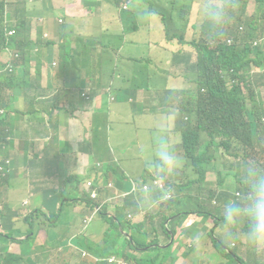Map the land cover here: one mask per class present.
<instances>
[{"label":"trees","instance_id":"obj_1","mask_svg":"<svg viewBox=\"0 0 264 264\" xmlns=\"http://www.w3.org/2000/svg\"><path fill=\"white\" fill-rule=\"evenodd\" d=\"M107 1L112 9L113 6H120L121 16L117 14L121 22L123 20L131 22L129 30L113 44V47L121 54L124 53V49L128 44L136 47L142 43L141 38L144 32L141 30L142 24H140L137 14L151 17L160 16V18H154L161 27L158 26L157 29H154L155 34L151 36V43L165 41L170 49H173L170 42L177 41L180 44L179 49H175L173 53L172 65L179 69V77L188 82L185 86L190 87L180 89L174 98L177 101V106L172 132L177 133L180 140L175 143L170 137L169 130L165 129L164 139L162 137L158 141L162 140L180 156L183 164L181 172L184 184L181 185L178 181L175 185L167 178V185L172 195L166 206L173 210V215L177 214L179 218H185L187 214L195 212L199 213L205 220L209 217L211 210H214L217 214L222 213L221 204L233 198L235 193L242 190V186L236 184H240V177L245 167L253 164L264 166L261 163L264 158V123H261V117L264 115V97L259 90L261 87L264 88V0H254V10L249 16L245 15L244 7L237 11L239 6H244L246 0H217L218 3L227 5L228 19L226 24L216 28L212 27L205 19L200 26L204 35L193 37L191 40L186 39L185 35L188 25L187 9H183L181 13L179 10V17L170 24L167 18L166 1L158 0L163 6L161 10H156L151 3L147 6L148 0ZM123 3H126V8H122ZM5 5L6 0H0V47L5 40ZM200 16L198 8L197 17ZM244 16L247 19H244ZM41 36L47 44L65 43L71 40L70 35L51 36L43 31ZM93 36L100 39L103 44L109 37L96 32L93 33ZM228 39H231L229 44L226 42ZM77 40H81V37H77ZM186 48H195L196 56L189 49L185 52ZM26 54L25 52L22 54V59H25ZM122 58L123 56L120 60L116 54L118 64L122 61ZM129 59L138 61L136 57H130ZM86 62L83 61L84 64ZM251 66H256L258 71L252 72ZM27 70L28 67L20 62L16 65L13 73L0 74V107L7 108V112L0 116V134L4 136L0 137V179L8 178L11 175L12 164L15 161V158L10 156L12 140L5 137L11 134V125L21 118L18 114H26L14 105L22 94L24 97L29 98L28 93L36 89L39 80L38 68L35 69L33 76H30ZM117 77L118 74L114 72L113 78L116 80ZM126 77H128V74H123L124 81ZM108 87L111 88L110 85ZM140 87L138 81H134L128 89L131 96V110L134 111L136 116L152 115L157 117L159 115L162 118L160 112L158 114H140L143 110L141 103H134L136 89ZM98 92L96 89H88L83 94L81 90H64L63 87H59L56 96H54V108L60 113L61 106L59 103L61 99L68 98L72 102H77L81 110L88 109L93 102L98 100ZM7 93L8 102H5L4 96ZM103 103L105 104V101ZM173 115V113L167 114L168 118H172ZM33 119L40 121L37 112ZM94 123L96 124L95 116ZM52 126L56 128L58 122L52 124ZM204 134L207 136L206 143L202 141ZM119 138L114 135L106 138L111 151L108 157L104 152V142L99 143L95 131L94 136L87 142V145L91 152L93 147H97V157L102 155L108 157L109 161L103 164V161L98 157L95 167L100 164L101 167L96 168L93 176L86 179L85 177L80 178L76 173L65 177L67 170L77 172V162L69 154L66 171H62L60 157L65 152L63 144L59 141H57L60 145L58 153L51 157L44 154L42 159L46 171L44 176L54 177L56 181L60 178V184L56 185L52 192L60 198L61 205L58 207L56 200L49 191L50 187L40 184L37 180L32 186L33 190L29 192L28 189L24 198L23 204L27 205L29 214L21 216L19 210L14 208L9 218H5L4 214L0 213L2 225L7 229L5 232L0 231V236L8 238L10 240L8 243L13 240L21 247L18 254H6V259L10 261L9 264H23V261L31 262L30 256L35 257L38 255L47 258L51 254L52 260L53 252L66 253L65 248L61 247L59 237L69 227L67 223L65 225L63 220L60 219L65 205L64 198L68 199L67 196H70L74 198V201L79 200L75 199L76 195L72 192H76L77 186L82 181L93 179L95 183L99 184L101 180L107 182L111 178L107 176L106 172L112 167L109 162L116 164L115 150H112V146L118 142ZM156 146L157 144L154 145V150ZM120 154L122 155L121 150ZM221 168H225L227 171L234 170V188L230 189L224 185L223 182L226 176ZM113 171L118 180L123 181L126 178L123 172L116 169H113ZM206 174L216 178V181L213 179L210 181L209 187L204 181ZM37 183L38 185H36ZM115 184L119 188L126 189L123 182H115ZM174 187H176L175 191ZM102 189L104 188L100 187V190ZM40 198L49 200L50 204L46 206L44 202H37L36 199ZM153 198H158V192L153 195ZM134 200L136 198L131 195L125 201L124 206L119 207L113 214L103 211L105 204L101 202H87L88 204L92 203V211L97 207L99 212L91 215L86 220V227L89 228L96 216H99L106 223L115 225V230L111 236L107 230H104L101 240L94 241L91 246L86 248L88 252H86V256L88 257L83 258L82 264H97L93 261L92 256L113 253L121 254L137 264H169L164 262L169 257L170 249L165 245L170 239L165 228L167 217H160L156 222L161 228V233L168 238V241L165 242L159 241L157 224L153 221V217H150L151 230L156 234V238L153 240L156 242L154 244L151 239L149 240V233L143 223H131L126 219V208L133 205ZM206 205H211V209H208ZM125 221L128 229L142 230L147 242H137V240H134L133 235L128 233L127 230L125 232L123 229ZM194 223L195 221H188L187 227L193 226ZM34 227H36V231ZM60 228L62 232L58 234ZM41 232H44L45 238H42ZM246 233L247 226L245 225L244 238L241 240L242 244H248L249 242ZM120 235L123 236V239L119 238ZM75 243L80 249L84 250L80 246L87 243L86 237L79 236L76 238ZM198 247L196 249L200 252ZM166 248L168 249L167 257L156 254L151 257H139L138 254L132 251L139 250L142 254H148ZM81 254L80 252L79 256ZM58 261L59 258L54 257L53 263L57 264Z\"/></svg>","mask_w":264,"mask_h":264},{"label":"rangeland","instance_id":"obj_2","mask_svg":"<svg viewBox=\"0 0 264 264\" xmlns=\"http://www.w3.org/2000/svg\"><path fill=\"white\" fill-rule=\"evenodd\" d=\"M167 2V18L168 23H172L176 21L179 17L178 13H180L183 9L188 10V25L186 29V39L191 40L193 37H199V35H204L203 31L200 29V26L205 20L204 17H197V11L199 8L200 0H163ZM215 2L218 3L217 0ZM151 3L156 10H161L163 6L158 2V0H148L146 3L149 6ZM108 4L107 0H98L97 12H92L91 16L95 17L101 14V11H105L107 17L103 22V35L109 36L104 45L107 47V53H110L113 50V44L118 41L127 30L131 27V22L128 20L120 21V6L114 7L113 9L108 6L107 10H102L101 7H105ZM254 0H246L244 6H239L237 11L242 7L245 8V15L249 16L254 10ZM79 9L87 8L84 4H78ZM134 7V6H133ZM26 9L29 13H33L35 9V5L33 3H28ZM71 9H77V3L71 5ZM127 10V9H126ZM232 10V9H231ZM230 11V10H229ZM243 11V10H242ZM109 13H113L110 16ZM119 15H118V14ZM121 16V15H120ZM244 16V19L247 17ZM137 17L140 19L142 23L141 30L144 32L142 35L141 41L142 43L138 44L136 47L130 46L128 44L124 53H122V61L118 64L117 67H107L104 68L100 65V60L96 59V69L106 71L111 74L116 72L118 76L123 74H128L126 80L122 85L119 86V102L113 105L111 108L114 111H117L118 108H122L119 112H117V125L119 128L120 138L116 144L112 146V150L114 151L115 163L109 164L112 165L111 169L106 172L107 176L111 177L110 180L115 182H123L130 183L131 181H139L142 178L152 177V174L149 172L146 167L147 161L152 157L154 153V144H156L155 140L159 138L165 137V129L169 130V134L171 139L178 143L180 140V136L177 133H173L172 129L174 126V118L176 116V106L177 101L174 100L177 92L182 88H190L185 85L188 84L182 77H179L178 72L179 69L175 68L174 65H171V61L173 58V53L175 49H179V43L177 41L170 42L173 45V49L168 48L165 41L152 43L151 36L155 34L154 29H157L158 26L161 27L159 22H157L158 17L151 16H142L138 15ZM142 18V20H141ZM174 18V19H172ZM151 19V20H150ZM164 25V24H163ZM149 29V30H148ZM118 36V37H116ZM227 44L231 43V39H228ZM187 47V46H186ZM192 51L194 56H196L195 48H186L185 52ZM161 51V52H160ZM94 46L88 41L77 40L76 41V50L75 54L79 56L81 59L86 61L94 60ZM45 56V54H43ZM130 57H136L138 61L130 60ZM251 71L256 70V66H251ZM134 81H138L141 85L140 88L136 89L134 103H141L143 110L140 114H158L160 112L162 118L158 115L157 117H153L152 115H135L134 111L131 110L132 106H130V101L126 102L128 98V89L132 85ZM260 93L264 97V88L261 87ZM106 90L105 92H107ZM110 91V97L116 98V92L113 89ZM85 92L83 91V94ZM102 94V92L97 93ZM108 96L103 97V101L108 99ZM123 100V101H121ZM74 113V116H68L69 113ZM81 113V109L78 106V103L72 102L68 98L61 99V111L59 115V126L54 128L53 133L54 137L63 144L64 152L61 155L62 161V171H66L69 154L72 159L77 162V167L79 166V161L81 165L83 164V159H85V163L83 165V169L81 172L67 170L65 172V177L69 174L76 173L79 177L90 178L93 176V172L95 169H99L101 164L97 167H94L95 162L98 161V157L103 161V164L108 163L109 156L111 154L110 147L108 145L106 139V122H107V113L103 112L101 107L99 113L93 111L92 114L95 116V122L97 124L96 128L93 124L92 114L90 115L88 132L89 136L81 137L80 134L66 135L63 139H60V134L63 133L66 129L72 128V124L68 123L73 119H77ZM173 113L172 118H168L167 114ZM30 115H23L20 113L18 116L23 117L24 119H28ZM264 117V115H262ZM261 123H264L261 120ZM164 128V130H163ZM95 129L98 134L99 143L104 142V152L108 157L98 155L97 157V147L92 148V152L87 145L92 137L94 136ZM76 129L72 130L75 132ZM17 129L13 134L6 136L5 138H13L17 134ZM0 137H4L0 134ZM202 141L206 143L207 136L204 134L202 137ZM118 146V147H117ZM120 150L122 155L120 154ZM17 156L20 157V154L17 153ZM123 159V160H122ZM264 164V158L262 162ZM182 161L181 165L176 171L170 175H167V178L174 182L176 185L178 181L179 184L183 185L184 180L182 178ZM113 169H116L120 172H123L125 175V179L123 181L118 180L114 176ZM25 177L30 176L33 172L36 173L38 177H33V179L40 180V177L43 176L46 171L42 165H39L35 171L31 169L27 164H24V169L22 170ZM221 171L226 176L224 179V185L228 186L230 189L234 188L233 182H235L234 178V170L227 171L225 168H221ZM242 171V169H241ZM164 178V177H163ZM164 178V179H167ZM215 180V176H210L206 174L205 183L209 187L210 181ZM92 182V179H90ZM19 182H23L22 177L18 178ZM60 178L57 179L56 183L53 185H59ZM38 185V183L36 184ZM238 186H242L240 184H236ZM103 186L102 181L100 185L93 184L92 182V190L96 191L97 199L96 202H104L106 204L103 211L107 213L113 214L119 207H123L124 199L119 200L117 202L110 201L111 197L108 192L104 189L100 190L99 187ZM30 186L25 182V185L20 187V191L14 195H12L13 201H18L14 204L13 208L15 210H19L20 215L24 216L29 214V209L27 205H24L23 199L27 194V190ZM81 183L79 184L76 192H72L75 195H79L74 198L67 196L70 202L74 201L70 206L67 207L66 212L62 214L61 218L66 225L68 222V228L63 235H59L61 247L66 250V253H54L53 259L51 260V254L45 258L44 256L38 255L40 260H36L35 257L30 256L31 262L23 261V264H53L54 257L59 258L57 264H82L83 258L88 256H83L82 254L79 256L81 252L78 249L73 239L83 235L86 236L87 243L85 245H81L86 252V248L91 246L94 241H100L104 230L109 232V235L114 234L115 225H110L103 221L99 216L92 221V225L89 226L88 229H84L83 233H80L81 229V220L82 217L86 215H90L92 203H87L89 201L87 195L80 190ZM176 187H174L175 191ZM237 192V191H236ZM108 194V197H107ZM236 194V193H235ZM37 202H44V204L49 205L50 201L47 199H36ZM164 201H152L151 204H146L143 201L136 199V202L139 205V210L135 213L131 211V208L126 210V219L131 223H143L146 230L149 233V240L153 241L156 238V234L151 230L152 224L150 217H153V221L155 223L158 221L161 215H169L171 213L165 206H161ZM35 202V199H34ZM5 203L4 199L0 198V209L2 205ZM23 204V205H22ZM208 209H211V205H206ZM128 214H131L128 217ZM16 219V218H14ZM187 219V220H186ZM186 220V221H185ZM188 221H195L193 226L187 227ZM158 239L160 242H164L167 240L165 235L161 233V228L156 223ZM169 227V224H167ZM67 227V226H66ZM175 228V234L173 242H168L166 247H170L169 249V257L164 261L169 264H264V251H259L255 244H252L249 240L248 244H242L241 240L244 238V227L245 224L240 226L236 232L238 237L236 236L227 241V236L225 235L223 229V216L220 212L217 214L214 210H211L209 217L203 220L202 216L199 213L191 212L187 214V216L182 220L181 223L173 224ZM123 229L126 232L133 235L134 240L137 242L145 243L147 242L146 236L143 234L142 230H130L128 229L127 222L125 221V225H123ZM36 231V227H34ZM0 231L5 232V226L2 225V220L0 219ZM183 231L187 232V235L183 234ZM61 228L58 230V234H61ZM196 232L198 235V241H196L193 237V233ZM42 238L44 237V232H41ZM71 237V238H70ZM70 243L73 245H69ZM120 239H123V236H119ZM10 240L4 236H0V264H9L10 261L6 259L7 253H15L18 254L21 251V247L14 242L13 240L8 243ZM155 244L156 242L153 241ZM199 244V247H198ZM200 249V252L197 251L196 248ZM133 253L138 254L139 257H151L154 254L165 256L168 255V249L165 250H156L153 253L142 254L139 250H132ZM88 253V252H87ZM236 254L239 259H235L234 255Z\"/></svg>","mask_w":264,"mask_h":264},{"label":"crops","instance_id":"obj_3","mask_svg":"<svg viewBox=\"0 0 264 264\" xmlns=\"http://www.w3.org/2000/svg\"><path fill=\"white\" fill-rule=\"evenodd\" d=\"M28 3L35 5L33 13H29L26 9ZM74 3H77L76 10L71 9V5ZM80 3L87 8L79 9L78 4ZM108 6L107 4L101 9L107 10ZM97 7L98 0H6L4 27L5 30H15L11 38L10 48L12 51H20L22 54L24 52L27 53L21 63L28 67L27 72L30 73V76H33L35 69L38 68L39 80L36 89L29 93L30 99H25L22 95L19 96L15 104V107L26 113L25 115H32L28 119L23 117L17 119L10 128L11 134L15 132V129L18 131L15 137L11 138L10 156L15 158L12 164L13 170L8 178L0 179V198L5 201L0 213L4 214L5 218L11 217L13 206L18 202L12 200V195L18 193L20 187L25 185V182H28L30 186L29 192H31L33 184L37 181V179H33V177H38L35 172L25 177L22 171L24 164H27L35 171L39 165L43 166L42 159L44 154L51 157L60 150V145L54 137V127L52 126L56 122H58V126L60 124V113L54 108V96H56L59 87H63L64 90H81L84 92H87L88 89H96V91L104 93L105 96L110 95L109 90L113 89L117 93L116 98L118 99L116 101L115 98L112 99V97L108 96V99L105 98L104 104L102 94L97 95L98 100L93 102L88 109L81 110L78 120L73 119L68 122L73 126L61 133L60 139H63L66 135L73 136L76 133L80 134L81 137L89 136L87 129L90 115L95 109V112L99 113L101 107L103 112L107 113L106 134H109L112 127L115 126L112 135L120 137L116 117L119 115L117 112L122 108L114 111L111 107L119 102L118 88L124 82L123 75L118 76L115 80L113 78L114 72L109 74L106 69L104 71L102 69L97 70L95 61L99 59L100 65L104 68L110 66L115 68L118 66L116 54L120 60L122 54L115 47L110 53H107V47L100 42V39L93 36L95 32L103 35V22L107 17L106 12L101 11V14L97 15L94 20L91 13L97 12ZM109 14L110 16L113 15V13ZM59 18L63 19L62 23L58 21ZM42 31L51 36L70 35L71 40L65 43L54 42L47 44L41 36ZM77 37H81L82 41L89 40L88 42L94 46L93 61H87L84 64L83 61L86 60L75 54ZM1 56L4 59L7 57L4 53ZM53 62H56V65H53ZM106 90L108 91L105 92ZM128 95L126 102H131L129 90ZM59 105L61 106V102ZM36 112L40 121L33 119ZM67 115L74 116V113ZM74 129H76L75 132L72 131ZM17 153L20 154V157L17 156ZM84 163L85 159H83L82 165L79 161L78 173L82 171ZM96 164L95 162L94 167ZM20 177L24 180L22 183L17 181ZM38 181L45 186H56L53 185L56 183V179L51 176L43 175ZM126 184L124 183V185ZM24 200L22 201L24 202ZM56 203L58 205L57 200ZM133 208H135L134 205ZM133 208H131V211L135 213ZM193 237L196 241L198 240L196 234H193ZM237 237L238 234L236 232ZM228 240L230 238L227 237ZM255 247L259 251H264V242H257ZM233 255L235 259H239L236 254ZM35 259L40 260L39 256H35Z\"/></svg>","mask_w":264,"mask_h":264},{"label":"clouds","instance_id":"obj_4","mask_svg":"<svg viewBox=\"0 0 264 264\" xmlns=\"http://www.w3.org/2000/svg\"><path fill=\"white\" fill-rule=\"evenodd\" d=\"M199 13L202 17H204L209 22V24L212 27H216V28H220L224 24H226L227 19H228L227 5L224 3H217V2H215V0H200ZM59 19H62V18H59ZM59 19H58V21H59ZM62 22H63V19H62ZM62 22H60V23H62ZM10 31H14V32L11 35H8V33ZM14 33H15L14 29L5 30L4 44L0 47V64H1L0 74H2V73H7V74L13 73L16 69V65L18 63H20L22 60V57H23L22 53L20 51H16V50L12 51L10 48L11 38L14 35ZM6 40H8V43L6 46L8 48L7 50L5 49V41ZM2 53L7 55V57L5 59L1 56ZM15 53H18L19 57H15L14 56ZM7 60L11 61V63L14 66V69L12 72H8V71L3 70V68L5 67V61H7ZM7 95H8V93L5 94V96H4L5 102H8ZM22 95H20V96H22ZM104 95L105 94L102 93L103 97H104ZM23 97H24V95H23ZM24 98L30 99V95H29V98H26V97H24ZM31 99H33V98H31ZM17 101H16V103H17ZM14 107H15V105H14ZM6 112H7L6 107H0V116L4 115ZM93 124L96 128L97 125L94 123V116H93ZM114 127L115 126L112 127V130L109 134H106V138L112 136V131H113ZM95 131H96V129H95ZM96 133H97V131H96ZM97 137H98V135H97ZM162 139H164V137ZM155 142H156L157 146L154 150L152 157L146 163V167L148 168L149 172L152 174V177L142 178L138 182L137 181H131V185L129 183L124 185V183H123V185L126 187V189H122V188L117 187L116 184L112 180H110L111 178L107 182H103L102 180L101 181H102L103 186H106L109 182H111L113 184V190H117L119 192H127L126 196L119 198V200H122L125 198L124 203L126 200H128V198L131 195H134V197L136 199H139L146 204H151L152 201L167 200L164 203H162L161 206H165L168 210H170V208H168L166 206V204H167L168 200L170 199L172 192H171L170 188H168L167 179H164V178H167L166 175H170V174L174 173L176 171V169H178L180 167L181 158L173 149H171L162 140H160V141L155 140ZM116 165H117V163H116ZM154 180H157V183H154ZM144 183H146L148 185L147 189H145L142 186ZM94 184H97V183L94 182ZM133 184H135L137 187L134 188L132 191ZM240 184L242 185V190L237 192L233 198H230L221 204V211H222V216H223V229H224L225 235L230 239L234 238L236 236V230L240 226L245 224L247 226V233L246 234H247V236H248V238L252 244H256L257 242H264V166H260V165H256V164L246 166L241 177H240ZM78 186H77V188H78ZM55 187H50L49 191H50L52 197L55 200H57L58 207H59L61 205V200L59 197L55 196L52 192V190ZM80 190H81V192H83L87 195L89 201L96 202V199L95 200L91 199L89 194L84 190L83 183H81ZM105 191L108 192V194H110V191L107 188L105 189ZM157 192H158V198L155 199V198H153V195ZM108 194H107V197H108ZM76 197L79 198V195H76ZM64 203H65V205H64V208L61 212V215L64 214L66 212L67 207L72 204L70 202L69 198L68 199L64 198ZM133 205L135 206V208H133ZM133 205L128 206L126 208V210L129 208H133L134 212H137L140 207H139L138 203L136 202V200H134ZM105 206H106V204H105ZM170 211H171V213L169 215H167V216L161 215L160 217H167V219L165 221V228H166L168 233L170 230L173 234V238L171 240V235L169 233V236H170L169 242L172 243L173 239H174V234L176 232L175 228L173 227V224H175L176 222L181 223L184 218H179V216L177 214H174V215L172 214L173 210H170ZM98 212H99V210L96 207L93 211L91 210V213L89 216L85 214L84 217H82L80 233H83L85 228L88 229L85 225L86 220H88L91 217V215L98 213ZM66 223L68 224V222H66ZM167 224H169V227L167 226ZM183 234L187 235V232L183 231ZM193 234H196V232H194ZM80 236H83V235H80ZM78 237H76V238H78ZM70 238H69V245H73L72 243H70ZM76 238L73 239V242H74L75 246L78 249H80L75 243ZM166 241H168V238ZM167 244L168 243H165V245H167ZM80 250H81V253H83V252L86 253L85 250H82V249H80Z\"/></svg>","mask_w":264,"mask_h":264},{"label":"built area","instance_id":"obj_5","mask_svg":"<svg viewBox=\"0 0 264 264\" xmlns=\"http://www.w3.org/2000/svg\"><path fill=\"white\" fill-rule=\"evenodd\" d=\"M126 7H127L126 3H123L122 4V8H126ZM59 22H62V19H59ZM13 32L14 31H10L8 33V35H11ZM7 43H8V40L5 41V49L6 50L8 49L6 47ZM14 56L15 57H19V54L15 53ZM53 65H56V62H53ZM13 69H14V66L11 63V61H9V60L5 61V67L3 68V70L4 71H8V72H12ZM112 99H113V97H112ZM261 120L264 121V117H261ZM92 182H93V180H92ZM92 182L89 179V180L83 181L81 183H83L84 190L89 194L90 198L95 200V199H97V193H96V191L90 189V188H92L91 187L92 186ZM154 183H157V180H154ZM93 184H94V182H93ZM97 185H100V183L97 184ZM142 186L145 189L148 188V185L146 183H144ZM100 187H103L104 189L107 188L110 191V194H109V196L111 197L110 201L117 202L119 200V198L124 197V196L127 195V192H119L117 190H113V184L111 182H109L106 186H100ZM100 187H99V192H100ZM136 187L137 186L135 184H133L132 191ZM101 203L105 204L104 202H101ZM130 216H131V214H128V217H130ZM82 255L86 256L87 253L83 252ZM92 259L97 264H137V263L131 262L129 259L123 257L121 254H116V253L109 254V255H103V256L94 255V256H92Z\"/></svg>","mask_w":264,"mask_h":264},{"label":"water","instance_id":"obj_6","mask_svg":"<svg viewBox=\"0 0 264 264\" xmlns=\"http://www.w3.org/2000/svg\"><path fill=\"white\" fill-rule=\"evenodd\" d=\"M169 233H170V235H171V240H172V238H173V234H172V232L169 230Z\"/></svg>","mask_w":264,"mask_h":264}]
</instances>
